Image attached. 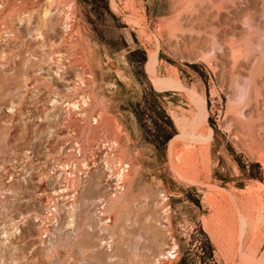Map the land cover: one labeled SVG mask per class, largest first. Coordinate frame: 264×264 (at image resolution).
I'll list each match as a JSON object with an SVG mask.
<instances>
[{
  "label": "rangeland",
  "instance_id": "1",
  "mask_svg": "<svg viewBox=\"0 0 264 264\" xmlns=\"http://www.w3.org/2000/svg\"><path fill=\"white\" fill-rule=\"evenodd\" d=\"M257 263L264 0H0V264Z\"/></svg>",
  "mask_w": 264,
  "mask_h": 264
},
{
  "label": "bare ground",
  "instance_id": "2",
  "mask_svg": "<svg viewBox=\"0 0 264 264\" xmlns=\"http://www.w3.org/2000/svg\"><path fill=\"white\" fill-rule=\"evenodd\" d=\"M236 53V52H235ZM237 53H239V52H237ZM237 95H240V91H239V94L237 93ZM236 95V98L238 97ZM235 97V96H234ZM242 97H244V95H241V96H239L237 99H239V98H242ZM247 97V96H246ZM251 97V96H250ZM83 100V99H82ZM81 102V101H80ZM85 103H87V102H83V104H85ZM85 106V105H84ZM105 122V121H104ZM108 122V121H107ZM124 174H125V170H122L121 172H118V174H117V177L119 178V180H122V178L124 177ZM115 197L116 196H114V197H107L106 199H104V204H105V206L107 207V208H111L112 206H113V204L115 203ZM170 251L169 252H167V254H166V256L167 257H169V256H173V253H174V250H175V247L173 246V247H171L170 249H169ZM240 250V249H239ZM240 252V251H239ZM175 257V256H174ZM258 264V263H257Z\"/></svg>",
  "mask_w": 264,
  "mask_h": 264
}]
</instances>
